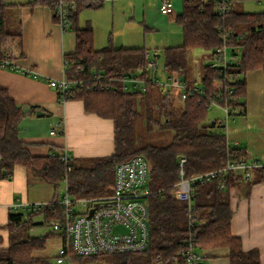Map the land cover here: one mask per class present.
Returning a JSON list of instances; mask_svg holds the SVG:
<instances>
[{"label":"trees","instance_id":"obj_1","mask_svg":"<svg viewBox=\"0 0 264 264\" xmlns=\"http://www.w3.org/2000/svg\"><path fill=\"white\" fill-rule=\"evenodd\" d=\"M54 2L0 0V60L24 55L20 22L15 29H9V13L16 16L14 9L25 5L53 8ZM104 3L105 0H84L74 14L70 28L75 32L76 46L73 52L65 54V74L69 79L89 81L83 87L71 89L63 99L83 100L87 111L114 120V153L95 158L90 165L72 158L68 173L62 154H31L19 136V125L26 112L6 88L0 87V178H11L14 167L22 165L30 174L52 184L55 196H58V188L66 177L68 189L75 196H99L112 192L118 164L142 155L151 164L148 181L151 194L147 198L150 241L143 251L113 254L112 264H183L190 218L187 203L173 194L178 180L179 157L187 158L186 176L190 177L249 155L238 144L227 143L223 124L217 120L208 121L206 99L191 95L183 100L176 91L164 93L150 80L151 70L144 47H115L111 42L100 49L95 47L94 29L91 24L80 27L78 13L86 6L99 8ZM177 21L182 26L183 42L164 47L165 71L169 74L177 71L190 83L187 77L188 51L202 48L212 52L223 42V31H230L233 35L227 42L238 45L240 52L233 53L235 59L225 72L234 76L231 82L235 87L234 105L244 110V74L250 70H264V10L238 11L230 0L225 14H220L217 0H184L183 12ZM222 69L204 65L202 84L208 90H213ZM96 76L100 78L96 79ZM125 77L128 79L124 80ZM135 78L146 79L144 90L133 88L129 79ZM143 119L145 124H142ZM156 128L172 130V139L165 145L151 143L148 134ZM240 175L230 171L226 176L219 175L195 184L193 216L200 222L197 246L208 256H216L215 250L225 249L231 264H260L258 250L245 251L241 239L231 231L233 211L229 196ZM223 182L225 186H222ZM38 214H44L47 220L52 217L48 209L10 210L6 240L0 235V264H52L48 257L37 253L45 247L47 236L29 233L38 224L32 221Z\"/></svg>","mask_w":264,"mask_h":264},{"label":"crops","instance_id":"obj_2","mask_svg":"<svg viewBox=\"0 0 264 264\" xmlns=\"http://www.w3.org/2000/svg\"><path fill=\"white\" fill-rule=\"evenodd\" d=\"M29 1L31 0H15L17 3ZM174 2L176 11L164 14L160 10V13L178 22L177 18L183 12L184 0ZM14 11L21 26L24 55L10 59L16 68L0 67V87L6 88L16 103L22 109L25 108L26 114L19 125L21 140L35 156L69 152L79 163L113 154L114 120L87 111L83 100H60L56 89L49 84L53 78L66 76L65 54L73 52L75 48L73 51L72 48L76 46V39L68 33L70 27L64 30L56 21L53 8L48 5H25L16 7ZM124 47L141 46L129 44ZM180 76L185 78L182 74ZM244 77L245 107L244 110L239 107L238 113L230 120L227 137L232 144L237 142L240 147L245 148L247 155L264 157V70H250ZM53 128L56 129L55 133H52ZM262 174L264 176V172L256 169L250 180H245L240 175L237 184L231 187L229 196L233 211L231 231L241 239L245 251L258 250L260 264H264ZM30 183H46L48 186L45 194L32 195L28 188ZM54 194L52 184L30 174L26 167L16 165L11 178H0V235L6 240V224L13 206L20 205L22 210L27 203L47 201L54 198ZM199 251L204 255V264H231L223 248L213 251L218 254L216 256H208L206 252Z\"/></svg>","mask_w":264,"mask_h":264},{"label":"built area","instance_id":"obj_3","mask_svg":"<svg viewBox=\"0 0 264 264\" xmlns=\"http://www.w3.org/2000/svg\"><path fill=\"white\" fill-rule=\"evenodd\" d=\"M82 1L84 0H55L53 10L56 21L64 30L73 23L74 14ZM229 2L230 0H217V9L220 14H225ZM160 10L164 14L173 13L172 0H162ZM232 35L230 31H223V42L211 52L209 57L211 67L223 68L214 82L212 91L202 83L186 82L177 71L168 74L165 82L157 76L153 77L152 72L157 65L150 57V53L146 52L147 65L151 70L150 80H153L164 93L176 91L183 100L191 95H199L208 101L209 106L213 103L218 104L223 109L225 117L217 121L225 126L226 134L228 124L238 113L239 108L234 105L235 87L231 85L234 76L225 72L235 59L233 53L240 52L238 45L227 42ZM229 49H231V56L228 53ZM64 64H67V60ZM0 67L16 68L13 61L7 58L0 60ZM95 78L99 79L100 76ZM129 80L133 83L134 89H145L146 79ZM88 81V79H69L63 76L51 79L49 84L56 89L59 98L64 100L63 96L71 89L83 87ZM94 86H97L96 83ZM55 132L56 129L53 128L52 133ZM227 143H231L228 137ZM233 144L236 145L237 142ZM71 160L72 156L69 152L62 153V161L67 166V173L71 170ZM186 162L185 156L179 157L178 180L173 189L175 198L187 203L190 218L188 237L184 242L183 264H204V255L197 246V227L200 222L193 216L195 184L219 175L226 176L230 171L240 173L243 179L250 180L254 170H264V157L251 155L245 159L229 160L226 166L190 177L186 176ZM150 171L151 164L148 159L142 155H135L117 165L111 193L77 197L69 191L66 177L64 182L67 188L62 197L58 195L47 201L27 203L23 209L28 211L51 210L52 217L48 222L55 232L63 236L64 244L56 256L55 264H72V254L95 256L102 253L121 254L145 250L150 241L148 224L150 209L147 203V198L151 194L148 187ZM222 186H225V182ZM12 209L20 210L21 208L20 205H15Z\"/></svg>","mask_w":264,"mask_h":264},{"label":"rangeland","instance_id":"obj_4","mask_svg":"<svg viewBox=\"0 0 264 264\" xmlns=\"http://www.w3.org/2000/svg\"><path fill=\"white\" fill-rule=\"evenodd\" d=\"M175 9V2L172 0ZM233 6L238 11L243 12H261L264 10V0H232ZM162 3V1H161ZM160 0H105L102 7H84L78 13L80 27L91 24L94 29L95 47L97 49L107 46L112 41L115 47L124 45L145 46L150 57L156 62L153 69V77H158L162 81H167L165 71V57L163 49L169 45H178L183 42L182 26L160 13ZM136 6V10L134 7ZM9 29H15L17 18L14 13L8 16ZM69 36L75 38V32L68 30ZM75 47L72 48V51ZM232 55L231 49L228 51ZM160 54L159 58L154 57ZM211 51L202 48L190 49L187 53L188 71L187 77L190 83L200 84L202 82L203 67L210 63ZM183 77H185L183 75ZM185 79V78H184ZM225 113L216 103L208 108V121L223 119ZM145 124V119L142 120ZM144 130V129H143ZM151 143L157 145L167 144L173 137V131L169 129H154L148 134ZM84 165L92 164L91 159L81 162ZM40 182V181H36ZM47 184L30 183L28 188L34 196L45 194ZM53 191L52 187H49ZM66 182H61L58 188V194L62 197L66 193ZM54 192H56L54 188ZM55 195V194H54ZM32 221L38 223L33 226L29 233L32 236H47L44 248L37 251L39 255L46 256L52 264L56 263V256L64 244L61 233L53 230L52 225L48 222L44 214H38L33 217ZM113 254L104 253L95 258L90 256H80L72 254V264H112Z\"/></svg>","mask_w":264,"mask_h":264},{"label":"water","instance_id":"obj_5","mask_svg":"<svg viewBox=\"0 0 264 264\" xmlns=\"http://www.w3.org/2000/svg\"><path fill=\"white\" fill-rule=\"evenodd\" d=\"M154 56H155V57H156V56H157V57H160V54H155ZM24 109H25V108H23V111H25ZM91 212H93V210H92Z\"/></svg>","mask_w":264,"mask_h":264}]
</instances>
